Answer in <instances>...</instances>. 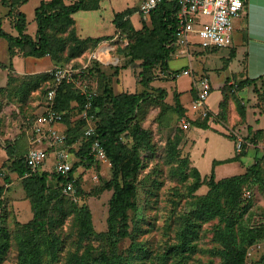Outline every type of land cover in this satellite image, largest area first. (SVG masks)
<instances>
[{"label":"rangeland","instance_id":"obj_1","mask_svg":"<svg viewBox=\"0 0 264 264\" xmlns=\"http://www.w3.org/2000/svg\"><path fill=\"white\" fill-rule=\"evenodd\" d=\"M74 1L65 0L68 4ZM141 1L99 0L98 9H82L72 14L69 22L50 24L47 28L52 39L50 49L40 56L26 55L18 46H15L16 54L11 56L9 40L0 36V264L19 263L21 228L34 217V202L25 186L26 179L13 170L12 164L25 150L31 122L35 118L38 120L46 107L47 91L54 83L53 70L59 65L75 70L60 89L58 100L63 103L68 116L64 129L69 130L74 139L68 141L71 160H83L75 171L82 196L77 195L75 202L62 194V181L52 175L54 151L49 152L45 170L50 173L46 177L45 192L51 197L49 214L57 223L45 234L49 239L57 234L60 241L57 258L52 260L48 255L47 261L66 264L71 252L86 248L96 255L112 251V246L102 235L108 229L114 193L112 162L109 157L95 158L93 162L82 159L83 151L89 149L83 135L84 123L80 120L82 96L87 88L98 96L126 92L143 94L136 109V120L121 134L122 140L135 150L139 159V164L133 163V167L137 164L138 167L130 178L134 185L135 205L128 209V234L116 248L117 254L126 259V264H229L223 244L216 239V230L224 227L226 222L220 217L198 216L196 202L210 189L214 166L218 180L241 173L254 164L256 166L243 186V201L232 216L238 242L252 250V254L246 252L244 255V264H264V77L240 89L236 87L243 81L234 78L233 82L227 83L226 93L214 86L207 106L216 110L224 94L226 104L218 111H212L210 107L195 111L196 83L185 91L179 88L185 85L186 76L198 80L207 72L212 77L214 72L220 73L223 81L232 70L231 61L229 66L226 62L231 48L193 44L190 59L194 72L176 78L170 70L190 62L187 53L180 50L173 53L168 70L160 62L145 65L148 56L145 47L151 49L152 55L156 45L153 40L148 44L144 40L151 36L154 24L152 12L140 10ZM88 2L93 4L95 1ZM39 3L40 0H28L11 7L10 0H0L3 27L18 35L16 26L23 24L22 12H25L24 32L38 40L35 8ZM130 9L136 13L127 15ZM198 19L206 22L209 17L200 15ZM129 20L134 29L130 28ZM85 32L92 34L87 36L83 34ZM131 50L135 53H130ZM106 55L109 59H105ZM150 76L153 79L147 83ZM239 103L246 108L245 117L238 109ZM182 112L193 116L188 129L181 126L184 115L180 119L179 116ZM137 126L148 133L144 145L135 148L134 128ZM261 128L263 132L259 131ZM230 134L236 139L227 136ZM240 139L249 145L248 153L238 162L214 165L216 158L240 152L237 148ZM42 146L51 151L48 143ZM194 166L203 177L196 190L192 188ZM7 176L8 181L5 180ZM34 186L38 188L40 184ZM81 206L90 210L95 230L82 245L78 240L77 224V208ZM188 219L191 221L187 232L189 243L184 247L181 246V233ZM5 230L8 236H5ZM251 234L256 235L249 242Z\"/></svg>","mask_w":264,"mask_h":264},{"label":"trees","instance_id":"obj_2","mask_svg":"<svg viewBox=\"0 0 264 264\" xmlns=\"http://www.w3.org/2000/svg\"><path fill=\"white\" fill-rule=\"evenodd\" d=\"M27 1L28 0H10V4L11 7H14ZM94 1L95 2L92 4V2H88V0H76L73 3L68 4L65 0H41L39 5L35 8V19L38 25L36 36L38 40L24 32L27 24L25 12H22V16L25 18L23 24L18 23L16 26L19 31L18 35L6 30L0 19V36L9 40L8 49L11 56L16 54L15 46L21 47L26 55H44L49 52L52 41L50 34L47 32L48 26L54 22H69L72 19V14L82 9H98L100 7L99 0ZM177 11L178 6L175 3L166 1L162 2L151 11L154 27L150 30L151 36L145 37L144 40L147 44L153 40L156 45V50L151 55V49L145 47V55L148 54L145 65L152 66L160 62L163 68L168 70L169 62L173 58V53L181 49L176 33L178 25ZM134 12V9H130L126 14L131 16ZM119 16L122 18V15ZM129 23L130 28L134 29L131 20H129ZM130 53L134 54L135 51L131 50ZM152 79L151 76L148 77L146 80L147 83ZM258 79L259 78H245L242 80V84L236 88H243L246 85L255 83ZM65 83L66 80L60 84L55 98V109L64 114L63 124L68 120V116L67 112L63 110L65 109L63 103H59L58 94ZM225 87L223 88V93H226L227 91ZM142 98L143 94L127 92L115 95L103 94L98 96L96 94L89 110V114L96 129V135L91 138L87 137L84 133L88 126V120L80 117L81 122L84 123L83 135L87 141L86 145L89 146L90 149L83 151L82 159L88 158L91 162L95 160L96 157L91 152V144L94 138L97 137L103 143L107 155L112 162L114 193L110 202L108 229L107 231L102 232V235L105 236L109 244L112 246V251H102L100 254L96 255L88 248L83 251L76 250L69 254L66 264H126V259L123 258V255L117 254L116 248L120 240L128 234V209L135 205L133 201L134 185L130 178L133 176L134 169L138 167L139 159L135 150L122 140L121 134L129 130L133 125V122L136 120V109L140 106ZM85 101L86 95L84 94V96H82L81 110L84 109ZM225 104L226 96L224 94L223 99L220 101V107H223ZM238 109L240 110L242 117H245L246 108L244 105L239 103ZM183 113L184 112L179 116V119L185 115ZM96 122L99 123L97 124ZM196 123L197 121H195V124ZM205 126L208 127V124L205 123ZM134 129L137 139V143H135L134 147H141L146 141L148 132L145 128L140 126H137ZM249 129H252V127L249 126ZM262 130V128L259 129V131L263 132ZM67 131L68 145L71 136L69 130ZM227 136L234 140L236 139L235 135L230 134ZM248 139L249 136L246 137V140ZM71 141H74V139L72 138ZM28 149L29 140L26 139L24 152L14 159L12 164L13 170L26 179L25 186L28 190V194L32 196L34 202V217L31 221L23 224L21 228V234H23V236L19 243L18 264H53L52 262L47 261L46 257L50 255L52 260L57 258L60 240L57 234H54L50 239L45 234L46 232H49L52 225L57 223V220L49 214V202L51 197L47 196L45 192L46 177L50 172L41 170L35 174L25 176L28 171V167L25 164V154ZM248 149L249 145L244 143L243 149L240 150V152H236L235 155L225 159H215L214 165L240 161L242 156L248 153ZM13 151L15 150H12V152ZM75 161L73 160V167L71 170L72 176L75 174L78 166L83 163V160L81 162ZM91 162L88 164H91ZM136 162L138 164L133 167ZM255 166L256 164L250 167L248 166L241 173L225 176L218 180L215 178L214 166V170L211 173L210 189L205 194L199 196L196 202L197 207L195 211L198 216L207 219L220 217L222 221L226 222L224 227H219L216 230V239L223 244L225 249L224 253L228 258L229 264H244L243 257L246 252L249 251L237 240L234 227L235 220L233 219L232 213L243 201V186L248 181V178L253 172V167ZM194 167L195 180L192 184V188L193 190H196L201 186L203 177L200 170L196 166ZM52 175L58 178L60 182L64 180V176L56 173V171H53ZM5 180L8 181L9 177H5ZM35 183L40 184V187H35ZM75 185L77 195L82 196V189L77 185V181L75 182ZM0 188H2V186H0ZM62 194L70 196L74 201L76 200L75 202L78 201V196L77 198H74L71 194ZM72 203L75 204L74 202ZM75 205L77 206V204ZM190 223L191 221L188 219L181 233V246L184 245V247L189 243L187 232H189L191 228ZM77 224L78 240L82 245L87 238H90L95 233L91 212L86 206L77 208ZM7 232V230L4 231L5 236H8ZM251 235L252 239L249 242L254 239L256 234Z\"/></svg>","mask_w":264,"mask_h":264},{"label":"built area","instance_id":"obj_3","mask_svg":"<svg viewBox=\"0 0 264 264\" xmlns=\"http://www.w3.org/2000/svg\"><path fill=\"white\" fill-rule=\"evenodd\" d=\"M164 1L173 2L178 6L177 38L181 46L180 51L187 53L189 58L193 44L198 43L203 46L215 47L228 46L235 29V19L242 13L246 5V0H142L139 8L144 13H150ZM200 15L209 17V20L206 22L200 21L198 19ZM74 71L73 68L67 65H59L53 70L54 84L47 92L46 107L40 118L38 120L35 118L31 122L28 130L29 149L25 154V164L28 171L25 176L45 170L50 158L49 152L54 151L53 170L64 176L62 181L63 191L77 198L76 176L75 174L71 175L73 160H71L70 149L67 145L68 133L63 127L64 114L55 109L58 87L63 81L70 79ZM192 71V68L186 66L172 70L170 74L176 78L191 74ZM195 83L198 93L196 99H194L193 107L195 111H198L208 107L207 100L212 83L206 75L195 80ZM84 93L86 101L81 117L88 120V126L84 133L91 138L96 135V129L89 110L96 92L86 88ZM192 120L193 116L186 113L181 119V126L188 129L192 124ZM45 142L51 147V151L48 147L42 146ZM242 143V139L237 142L238 150H241ZM91 152L98 159L108 158L103 143L97 137L94 138L91 144ZM248 253L252 254V250H249Z\"/></svg>","mask_w":264,"mask_h":264},{"label":"crops","instance_id":"obj_4","mask_svg":"<svg viewBox=\"0 0 264 264\" xmlns=\"http://www.w3.org/2000/svg\"><path fill=\"white\" fill-rule=\"evenodd\" d=\"M134 13H136V11ZM83 34L88 36L92 33L90 34L85 32ZM228 46L231 48V54L227 57L228 60H226V62H228L229 66L231 61L232 70L229 75L224 77L223 81L220 73L218 72H214L213 77L209 72L205 73V75L211 80L212 88L215 86L220 87L223 90L227 83L234 81V78L237 81H240L245 78L257 79L264 77V0H246V5L242 10V13L235 19V29ZM189 61V64L186 63V65H183L182 67L188 66L192 68L194 72L193 61L190 58ZM225 65L226 63L223 64L222 68H224ZM218 79L219 82L216 83L215 81ZM193 82H195V80L186 76L185 85L179 88V90H187L190 86H192ZM222 99L223 97L220 99V101ZM220 101L216 110L210 106L208 107H210L212 111H218V109H221ZM235 154L236 152L231 156ZM233 162L238 161H232L228 163Z\"/></svg>","mask_w":264,"mask_h":264},{"label":"bare ground","instance_id":"obj_5","mask_svg":"<svg viewBox=\"0 0 264 264\" xmlns=\"http://www.w3.org/2000/svg\"><path fill=\"white\" fill-rule=\"evenodd\" d=\"M105 59H109V56H108V57L106 56ZM107 61H108V60H107Z\"/></svg>","mask_w":264,"mask_h":264}]
</instances>
